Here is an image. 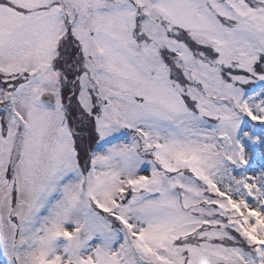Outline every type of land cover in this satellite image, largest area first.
<instances>
[{
    "label": "snow or ice",
    "instance_id": "obj_1",
    "mask_svg": "<svg viewBox=\"0 0 264 264\" xmlns=\"http://www.w3.org/2000/svg\"><path fill=\"white\" fill-rule=\"evenodd\" d=\"M0 264H264V0H0Z\"/></svg>",
    "mask_w": 264,
    "mask_h": 264
}]
</instances>
